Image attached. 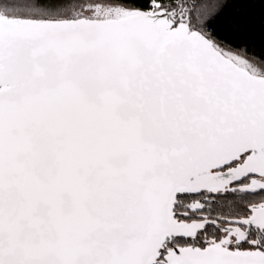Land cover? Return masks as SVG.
I'll return each mask as SVG.
<instances>
[{"label": "snow or ice", "instance_id": "1", "mask_svg": "<svg viewBox=\"0 0 264 264\" xmlns=\"http://www.w3.org/2000/svg\"><path fill=\"white\" fill-rule=\"evenodd\" d=\"M214 0H0V264H264V52Z\"/></svg>", "mask_w": 264, "mask_h": 264}, {"label": "trees", "instance_id": "2", "mask_svg": "<svg viewBox=\"0 0 264 264\" xmlns=\"http://www.w3.org/2000/svg\"><path fill=\"white\" fill-rule=\"evenodd\" d=\"M220 7L210 30L264 52V0H214Z\"/></svg>", "mask_w": 264, "mask_h": 264}]
</instances>
